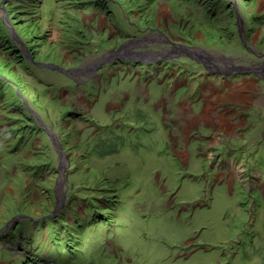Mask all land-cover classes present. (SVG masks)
Returning a JSON list of instances; mask_svg holds the SVG:
<instances>
[{
  "label": "rangeland",
  "instance_id": "rangeland-1",
  "mask_svg": "<svg viewBox=\"0 0 264 264\" xmlns=\"http://www.w3.org/2000/svg\"><path fill=\"white\" fill-rule=\"evenodd\" d=\"M25 1L0 0V264H77L51 222L97 209L83 256L264 264V0Z\"/></svg>",
  "mask_w": 264,
  "mask_h": 264
},
{
  "label": "trees",
  "instance_id": "trees-1",
  "mask_svg": "<svg viewBox=\"0 0 264 264\" xmlns=\"http://www.w3.org/2000/svg\"><path fill=\"white\" fill-rule=\"evenodd\" d=\"M20 1L21 2L23 1L25 3H29V2H26L25 0H20ZM150 1H156V0H150ZM92 2L93 1H90L89 2L88 0H82L80 2V4L83 5V6H85V7H88V6L91 7L90 5L93 4ZM139 2H141V1L138 0L137 2H134V3H136L137 6H139V5H141V3H139ZM138 3H139V5H138ZM10 8H12V6ZM140 8L142 10L141 13L142 12L144 13V11H146V8H145V10L142 9L141 6H140ZM21 17H22V14L20 15V18ZM82 31L83 30L80 31L81 36H80L79 39H81L83 41L87 37V34H86L85 31H84V33ZM3 34H4V31L0 29V57L2 56L1 54H3V52H4V53L8 54V56L9 55H12L15 58H17V61L19 63H23V61H21V58L19 56L20 55V52H17L16 45H14V43H13V41L11 39L8 40L7 37L4 36ZM34 47H36V46H34ZM35 49L37 50V48H35ZM39 54H41V52ZM9 57H10V59L12 61L10 60L11 62L8 61V63L10 62L11 64L12 63L15 64L16 61L14 62V57H13V59L11 58V56H9ZM38 57H40V56H38ZM15 70L16 69H14V71ZM25 73H26V75H31L28 72H25ZM31 129H33V128H31ZM35 134H36V131H34V133L32 135H35ZM26 137H27V140L30 139L29 134L28 135L25 134V136H23L21 134L20 136H18L15 139L14 150L16 148H18V147H21L22 143H25L27 141L26 140ZM17 140L19 142H21V145L17 146V142H16ZM85 198L87 199L88 197L85 196ZM114 202L115 201L110 200V203H108V204H112L113 205ZM93 206H92V208H93ZM98 206H99L100 209L103 208L102 205L100 206V204H98ZM95 209L96 208H94L93 210H95ZM95 211H96L95 212L96 215L93 218H91L89 216V218H86L83 222H72V223H70L69 220H65V219H61L59 222H51L52 227H55L56 228L59 225L60 228H64L65 229L60 236H54L53 234H51L50 237H49V239H46V241L49 242L53 238L52 239L53 240L52 241L53 242L52 246L54 245V247H55L54 248V253H56V255L60 256L63 259L66 258L67 259L66 262H68V263L69 262L70 263L73 262L72 260H74V259H78L79 262H77V264H111V262L107 261L108 257L106 255V254H109L110 255L111 253H109L108 251H105L104 252V250L106 249V247H105V243L106 242L105 243H100L99 244L100 246L97 248L96 252H94L92 250L91 251H89V250L85 251L84 252L86 254L85 256H83L82 252H78L77 251V248H79L80 245H77L76 242H78V240H79L80 237L83 238V236L84 237H88L89 236V234H87L88 228H90V227L94 228V227L100 226L101 224L103 225V223L108 222V220L105 218V215H101V214L98 213V209L95 210ZM108 212H109V210H108ZM102 213L105 214V212H102ZM110 222H112V221H110ZM110 225H111V223H110ZM78 235H82V236H78ZM105 236H107V234H105L103 236L101 235L99 237H103L104 238ZM107 237H109V236H107ZM69 243L70 244L73 243V247L72 246H69ZM57 246L61 247L62 251L56 249ZM66 250H69V252H65Z\"/></svg>",
  "mask_w": 264,
  "mask_h": 264
},
{
  "label": "flooded vegetation",
  "instance_id": "flooded-vegetation-1",
  "mask_svg": "<svg viewBox=\"0 0 264 264\" xmlns=\"http://www.w3.org/2000/svg\"><path fill=\"white\" fill-rule=\"evenodd\" d=\"M84 54H86V55H88V53H84ZM86 55H85V57H86ZM135 64V63H134ZM94 65H96V66H94ZM97 65H98V63H94V64H88V66L85 68V69H83L84 70V72L86 73V72H89V73H91V74H95L96 72H95V70H94V68L96 69L97 68ZM217 68H219V69H222V68H220L219 66H216ZM262 67V66H261ZM78 67H76L75 69H73V71H72V76H71V78L73 77V79L74 80H76L77 78H76V76H79L78 75V73H79V69H77ZM226 68H228V69H231V73H229V71L228 72H226V73H228V75H236V73H237V71L238 70H240V67H235V66H233V67H229L228 66V64H227V67ZM91 70V71H90ZM218 71H220V70H218ZM52 72V71H51ZM222 72V71H221ZM53 74H55L56 72H52ZM97 74V73H96ZM103 75H105V74H103V73H99V75L97 74L96 76H98L97 77V81H99L102 77H103ZM94 77V75L92 76V78ZM91 77H89L87 80L86 79H84V81L85 82H88V80H89V82H90V80H93ZM88 82V83H89ZM92 82H94V81H92ZM92 83L90 82V85H91ZM92 86V85H91ZM99 97V96H98ZM233 111H236L237 112V110L234 108L233 109Z\"/></svg>",
  "mask_w": 264,
  "mask_h": 264
},
{
  "label": "water",
  "instance_id": "water-1",
  "mask_svg": "<svg viewBox=\"0 0 264 264\" xmlns=\"http://www.w3.org/2000/svg\"><path fill=\"white\" fill-rule=\"evenodd\" d=\"M59 70L62 71L64 74H69L71 72L68 69H63V68H60V67H59ZM18 218H21V217H18Z\"/></svg>",
  "mask_w": 264,
  "mask_h": 264
},
{
  "label": "bare ground",
  "instance_id": "bare-ground-1",
  "mask_svg": "<svg viewBox=\"0 0 264 264\" xmlns=\"http://www.w3.org/2000/svg\"><path fill=\"white\" fill-rule=\"evenodd\" d=\"M106 60H108L107 58H105ZM94 66H96V65H94ZM123 66V65H122ZM91 71V70H90Z\"/></svg>",
  "mask_w": 264,
  "mask_h": 264
}]
</instances>
